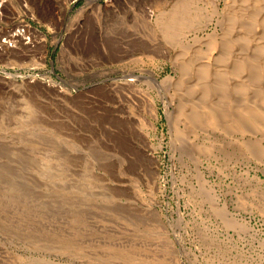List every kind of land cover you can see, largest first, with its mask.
Wrapping results in <instances>:
<instances>
[{
  "label": "rangeland",
  "instance_id": "1",
  "mask_svg": "<svg viewBox=\"0 0 264 264\" xmlns=\"http://www.w3.org/2000/svg\"><path fill=\"white\" fill-rule=\"evenodd\" d=\"M31 1L47 33L37 50L75 86L0 84V205L23 196L16 186L28 189L49 156L105 227L63 217L55 231L23 239L1 227L0 264H264V120L233 116L226 131L206 105L211 128L187 141L175 88L182 70L156 44L160 8L208 0H51L47 18Z\"/></svg>",
  "mask_w": 264,
  "mask_h": 264
},
{
  "label": "bare ground",
  "instance_id": "2",
  "mask_svg": "<svg viewBox=\"0 0 264 264\" xmlns=\"http://www.w3.org/2000/svg\"><path fill=\"white\" fill-rule=\"evenodd\" d=\"M33 1L37 3L43 17L54 16L55 7L50 3L51 0ZM156 2L161 5L163 0ZM206 2L209 7L205 13ZM154 24L163 35V39L156 42L157 46L162 45L160 47L163 52L170 55L176 65L181 67L179 70H182V77L175 88L178 86L179 93L176 95L179 94L178 102L182 103L179 116H182L185 125L184 137L187 141L190 132L199 129L207 132L210 127H207L203 114L202 107L206 105L219 112L220 118L216 114L213 119L214 126H218L222 120L226 131L232 127L228 126V120L234 119L233 116L245 124L255 121L245 115L264 120V0H208L205 4L196 2L175 5L170 10L160 8ZM144 43V47L148 48V42ZM167 79L161 81L157 76L152 77V81L159 87L165 85ZM254 124L248 131L258 130L252 128ZM198 145L200 143L194 146L197 148ZM251 148L259 150L255 144ZM57 165V160L52 161L46 156L40 161L37 173L30 171V182L26 180L29 182V187L26 184L28 189L22 188L20 179L19 184L22 186H16L15 191L21 192L23 196L19 195L20 198L16 200L12 198L14 201L7 197L9 202L6 200V203L0 205V228L13 237L23 239L29 232L33 235L51 228L55 231L59 228L58 219L63 217L77 223L87 221L90 225L94 219L95 225L104 226L103 219L92 215L90 197L83 191V187L64 183L60 177L63 174H58ZM37 174L40 177L45 175L47 180L38 178ZM36 247L39 251L44 250L42 246ZM40 264L58 263L41 260Z\"/></svg>",
  "mask_w": 264,
  "mask_h": 264
},
{
  "label": "built area",
  "instance_id": "3",
  "mask_svg": "<svg viewBox=\"0 0 264 264\" xmlns=\"http://www.w3.org/2000/svg\"><path fill=\"white\" fill-rule=\"evenodd\" d=\"M36 12L31 0H0V84L4 83L8 89L33 82L58 89L75 86L63 77L60 66L49 59L47 49L37 50L46 44L47 33L39 25ZM61 19L57 13L56 23ZM79 25L83 23L79 21L74 28ZM59 33L64 35L61 28Z\"/></svg>",
  "mask_w": 264,
  "mask_h": 264
}]
</instances>
